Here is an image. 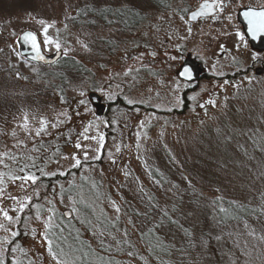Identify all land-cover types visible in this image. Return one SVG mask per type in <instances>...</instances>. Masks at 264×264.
I'll use <instances>...</instances> for the list:
<instances>
[{"label": "rangeland", "instance_id": "374dc122", "mask_svg": "<svg viewBox=\"0 0 264 264\" xmlns=\"http://www.w3.org/2000/svg\"><path fill=\"white\" fill-rule=\"evenodd\" d=\"M160 1L0 0L4 259L16 248L57 264L45 233L68 211L92 218L86 237L103 264H149L133 246L142 255L139 236L152 230L173 246L151 264H264V51L237 22L264 0H223L199 24L187 15L205 0ZM26 30L61 61L20 56ZM187 59L203 76L190 84L177 76ZM25 175L36 183L16 179ZM223 199L262 214L222 224Z\"/></svg>", "mask_w": 264, "mask_h": 264}, {"label": "trees", "instance_id": "16d2710c", "mask_svg": "<svg viewBox=\"0 0 264 264\" xmlns=\"http://www.w3.org/2000/svg\"><path fill=\"white\" fill-rule=\"evenodd\" d=\"M155 1L157 3L160 2L161 5H163L160 0ZM134 16L137 17V15ZM102 17L103 16H101V18ZM131 17V15L128 17V25L132 24ZM98 18L100 19V16ZM0 69H4V64L3 67L0 66ZM222 203H225L224 208H217V211L215 212L222 224H230L231 221H239L248 217L256 219L259 214H262L260 211L264 208L263 206L257 211L248 204L242 206L240 203L228 199H223ZM51 219L53 220V223L47 227L45 236L47 245L49 246L50 241L55 254L60 255L62 260L68 259L67 262L70 264H93L96 262V258L100 264H103L102 259L97 255V248L91 245L86 237L93 224V221H91L92 218L89 214L83 213L76 215L75 218L67 219L59 212ZM184 230L189 232L188 229L184 228ZM138 240L143 254L139 255V248H137V245H134V256H140L143 258L144 260H141L142 263H145L146 260L149 264H151L150 260H162L163 257L168 256L171 252L170 248L168 250V247L173 246L167 240H163L161 237L159 238L153 230L148 234H141ZM102 249L104 248L102 247ZM17 252L18 249L16 248L11 252H5V259L0 253V259L4 261V264H34L27 259H20V255L17 254Z\"/></svg>", "mask_w": 264, "mask_h": 264}, {"label": "water", "instance_id": "95a60500", "mask_svg": "<svg viewBox=\"0 0 264 264\" xmlns=\"http://www.w3.org/2000/svg\"><path fill=\"white\" fill-rule=\"evenodd\" d=\"M207 2L209 4L214 3V1H207ZM203 3H201V4H203ZM201 4H200V6H201ZM200 6L195 11H193L189 14V22L196 23V22H198V20L200 18H207V17H211V16L215 15L216 9H215V7H213L210 11H207L204 14H198V15H196L195 18H193L194 13H200V11H201ZM249 9L261 11V10H264V8L247 7V8L240 10L238 13L239 21L244 28V31L246 33V36H247L249 43L251 44L252 48H254L260 52H263L264 51V35H258L257 37L253 38L251 36V34L249 33V26L247 23V19L243 15V13ZM28 33L34 34L36 36L37 40L40 42L38 36L34 32H32L31 30H26V31L22 32L17 38L18 51H19L20 56H22L23 58H26L30 61H33L36 63H41L43 65H52V64H55L58 61H60V59L62 57L61 53L57 52V53L50 55V56L45 55V53L43 52V49H42V45H41V54L43 55L44 59L41 60L38 57H36L35 51L31 46V41H25L23 39L25 34H28ZM185 69L189 70V74L184 73ZM200 72H201V70H200L199 64L194 60L187 59L184 62L180 71L178 72V77L187 83H192L200 77ZM90 98L95 105L99 104L100 98L96 93L90 94ZM64 215L66 216L67 219L72 218L71 213L68 211H65Z\"/></svg>", "mask_w": 264, "mask_h": 264}, {"label": "snow or ice", "instance_id": "6c2138e0", "mask_svg": "<svg viewBox=\"0 0 264 264\" xmlns=\"http://www.w3.org/2000/svg\"><path fill=\"white\" fill-rule=\"evenodd\" d=\"M222 4H223V0H214L213 4H209L207 2V0H205V2L203 4H201V6H200V9H201L200 13H194L193 18H195L196 15H198V14H204L207 11H210L213 7H218V8L222 9ZM243 15L247 19V23L249 26V33L251 34V36L253 38L257 37L258 35H264V10L256 11L253 9H249V10L245 11L243 13ZM41 23H43V21H41ZM23 39L25 41H31V46L35 51L36 57L43 60L44 57L41 54V44L37 40L36 36L32 33H28V34H25ZM241 39H243L242 36H241ZM43 43L45 46L52 43V41L47 36V28L44 29V42ZM55 47L57 50H59L60 44L56 43ZM254 59H255V57H254ZM184 73L189 74V70L185 69ZM81 95H83V93H81ZM81 103H84V101H81ZM129 103H131V101H129ZM212 103H214V102H212ZM42 123H43V121H42ZM25 127H26V125H25ZM85 131H87V129H85ZM88 138L89 137L85 136V139H88ZM100 140L101 141L103 140L102 136L100 137ZM76 147L80 148L81 145L77 144ZM87 151H88V149H85V159H87ZM97 151H99V149H97ZM73 159L75 160L74 166H79L80 161L78 159H76L75 157H73ZM16 179H23L25 182L30 180L33 184H35L37 178L34 175H25L23 177H16ZM117 211H119V209H117ZM0 214L3 215L5 220H7L9 222L13 221V217L9 216L8 213L6 211H4L3 209H0ZM0 229H3L4 231H8V229L6 228V226L4 224H0ZM17 235H18V233H15V232L12 233L13 238H15V236H17ZM7 243H11V241L10 240L0 241V244H7ZM48 252L50 255H52L53 259L57 261V264H62L61 260L53 252L50 241H49V246H48ZM0 264H4V261L2 259H0Z\"/></svg>", "mask_w": 264, "mask_h": 264}, {"label": "flooded vegetation", "instance_id": "af4514ba", "mask_svg": "<svg viewBox=\"0 0 264 264\" xmlns=\"http://www.w3.org/2000/svg\"><path fill=\"white\" fill-rule=\"evenodd\" d=\"M207 1H214V0H207ZM205 2V1H204ZM198 7V6H197ZM196 7V8H197ZM195 8V9H196ZM258 8V7H257ZM194 9V10H195ZM215 9H216V13H215V15H213V16H211V17H207V18H200L199 20H198V24L200 23V22H204V21H208V20H210V19H212L213 17H215L216 16V14H217V11H218V7H215ZM193 10V11H194ZM192 12V11H191ZM239 13V12H238ZM190 14V13H189ZM189 14L187 15V21L189 22ZM237 22H238V24H241L240 23V21H239V17H238V14H237ZM190 23V22H189ZM241 26H242V24H241ZM243 27V26H242ZM203 78V76L202 77H200L199 79H202ZM99 105H103V104H101V99H100V102H99ZM103 111L105 110V105L103 106V109H102Z\"/></svg>", "mask_w": 264, "mask_h": 264}]
</instances>
